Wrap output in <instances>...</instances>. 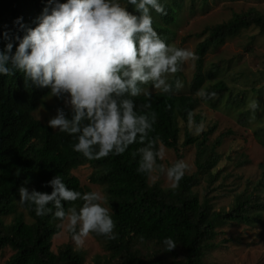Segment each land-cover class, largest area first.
<instances>
[{
	"label": "trees",
	"instance_id": "trees-1",
	"mask_svg": "<svg viewBox=\"0 0 264 264\" xmlns=\"http://www.w3.org/2000/svg\"><path fill=\"white\" fill-rule=\"evenodd\" d=\"M191 1L192 8H196L197 0ZM161 2L166 14L152 11L153 27L166 42L171 43L178 13L186 1ZM44 5L45 0H0V33L8 28L22 36L23 30L13 23L15 18L22 17L26 27L35 26ZM128 8L132 10L131 5ZM252 27L264 32V13L256 8L234 12L229 19L207 26L197 34L202 39L195 47L197 59L192 78L182 81L188 93L175 86L179 75H182L178 71L168 79L173 84L171 93L148 90L150 96L141 94L133 98L139 112L156 114L153 129L144 144L151 140L154 147L162 144L178 152L182 131L179 118L188 121V113H193L201 100L214 108L224 107L219 105L224 98L227 105L233 104L226 107L228 109L235 110L242 105L245 94L234 93L225 80L218 77L223 70L221 62L207 64L206 56L210 50ZM4 43L0 38V49ZM145 87H151V84ZM200 88L215 91L216 96L203 100L196 95ZM251 91L258 96L259 103L261 90L252 87ZM48 94L47 88H36L30 82L26 83L19 70H14L11 75H0V251L6 247H12L14 251L5 264H86L84 255L70 243L57 253L52 250V238L60 227L51 212L37 216L34 205L25 202L22 205L32 219L27 221L23 212L15 209L20 185L24 184L29 191L35 188L50 192L51 186L46 181L55 175H60L69 188L87 192L80 179L72 174L74 169L86 164L93 167L91 181L105 188L117 233L115 239L93 233L105 240L108 250L106 259H96L93 264H204L203 257L208 251L228 241H217L220 234L218 226L227 222L257 224L263 221V204L258 196L243 192L234 197L227 210H214L208 191L203 199L194 191L203 177L210 185L219 180V171L215 167L220 156L216 148L222 140L209 143L214 128L199 135H193L185 128L183 143L195 146L197 169L186 173L177 187L163 188L160 183L149 182L151 174L136 171L137 149L143 146L139 142L129 145L124 153L100 159L89 160L74 151L72 145L75 140L69 134L52 129L34 116V111ZM146 101H150L148 108L144 107ZM66 109V113L69 112ZM237 111L245 120L251 113L249 108ZM253 134L264 146V126L258 127ZM158 164H162V160H158ZM263 180L264 175L254 187L262 185ZM82 203L79 199L62 202L66 211L79 209ZM48 206L52 207L51 204ZM11 212L15 213L13 221L6 224L3 217ZM165 236H171L175 241L173 249L165 250L161 243Z\"/></svg>",
	"mask_w": 264,
	"mask_h": 264
},
{
	"label": "clouds",
	"instance_id": "clouds-1",
	"mask_svg": "<svg viewBox=\"0 0 264 264\" xmlns=\"http://www.w3.org/2000/svg\"><path fill=\"white\" fill-rule=\"evenodd\" d=\"M152 11L166 14L161 0H45L35 26L26 27L22 17L13 21L23 30L22 36L8 28L0 33L5 41L0 49V75L19 70L26 83L47 88L51 98L63 100L69 112L58 107L47 124L69 134L75 140L74 151L89 160L100 159L124 153L129 145L139 142L143 146L137 149L136 171L150 175L159 168L169 187L175 188L190 164L184 159L166 168L158 164L164 157L163 148L154 147L151 140L144 144L156 114L139 112L133 98L150 96L148 84L160 93H171L169 74L177 73L184 62L197 56L161 37L153 27ZM175 86L182 87V82L176 80ZM196 95L208 100L216 92L200 88ZM149 106L146 101L144 107ZM247 107L254 116L259 103L252 99ZM188 128L194 135L204 130L202 123L194 124L191 112ZM46 183L50 192L29 191L20 185V203L34 205L37 216L51 212L58 226L71 233L76 246H81L90 232L116 238L115 222L101 191L81 193L69 188L60 175ZM77 199L83 202L79 209L66 211L62 202ZM161 243L165 250L176 246L171 236L163 237Z\"/></svg>",
	"mask_w": 264,
	"mask_h": 264
},
{
	"label": "rangeland",
	"instance_id": "rangeland-1",
	"mask_svg": "<svg viewBox=\"0 0 264 264\" xmlns=\"http://www.w3.org/2000/svg\"><path fill=\"white\" fill-rule=\"evenodd\" d=\"M185 1L184 7L178 13V24L173 29L171 43L194 52L196 44L202 39V37H197V34L207 26L229 19L234 12H242L250 8H256L264 13V0H197L196 8H192L191 0ZM195 60L186 61L181 65L182 75H179V81L191 80ZM206 60L207 64L212 61L221 62L223 70L220 71L218 77L223 78L234 93L242 95L244 93L246 99L235 110L226 108L233 104L227 105L225 98L219 103L224 107L214 108L210 103L201 100L194 109L192 113L194 124L202 123L203 131L214 128L209 136V143L214 144L217 139L222 140V143L216 148V152L220 156L215 167V170L219 171V180L210 185L209 181L203 177L200 185L195 187L194 191L199 193L201 199L208 191L207 196L212 199L214 210H227L233 203L234 197L243 192L251 193L254 197L258 196L263 204V221L257 224L227 222L218 226L220 234L217 241H223V239L228 241L222 242L220 247L208 251L203 257V263L264 264V180L258 188L254 187L264 175V146L253 134L258 127L264 126V32L256 27L242 30L222 46L210 50ZM173 75L169 74L168 79ZM252 87L261 90L259 108L255 111L254 116L251 111L247 115L248 119L245 120L237 110H247V103L252 99L258 101V96L251 91ZM146 88L157 91L152 87ZM178 89L183 93H188L183 82L182 87ZM58 107H64L65 110L68 108L63 100L51 98L48 94L34 111V116L47 124V121L56 114ZM241 120H245V122ZM179 123L182 129L178 143L179 151L168 149L160 144L164 150L162 165L166 168L176 160L184 159L190 164V168L186 172L190 174L197 169L196 148L194 145H184L183 143L188 121L185 122L179 118ZM92 171L93 167L86 164L74 169L72 174L80 179L88 191H101L105 196L104 204L111 213L105 188L94 184L90 179ZM149 182L151 184L160 183L163 188H171L169 187L170 182L159 168L151 173ZM15 205L16 211L23 212L27 221L32 220L25 207L20 203L19 196L15 200ZM14 216L15 213L11 212L3 219L6 224H10ZM67 243L72 244L84 255L86 264H93L96 259H106L108 253L105 240L95 237L93 233L90 232L84 238L81 246H76L71 239V233L60 227V231L52 238L51 248L57 253ZM13 252L12 247L2 249L0 264H5Z\"/></svg>",
	"mask_w": 264,
	"mask_h": 264
}]
</instances>
